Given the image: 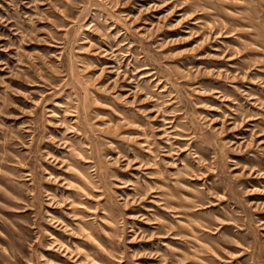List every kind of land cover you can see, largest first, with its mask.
<instances>
[{
    "label": "rangeland",
    "instance_id": "374dc122",
    "mask_svg": "<svg viewBox=\"0 0 264 264\" xmlns=\"http://www.w3.org/2000/svg\"><path fill=\"white\" fill-rule=\"evenodd\" d=\"M0 264H264V0H0Z\"/></svg>",
    "mask_w": 264,
    "mask_h": 264
}]
</instances>
